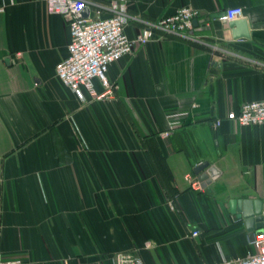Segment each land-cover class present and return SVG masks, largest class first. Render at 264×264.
Segmentation results:
<instances>
[{"label":"crops","instance_id":"crops-1","mask_svg":"<svg viewBox=\"0 0 264 264\" xmlns=\"http://www.w3.org/2000/svg\"><path fill=\"white\" fill-rule=\"evenodd\" d=\"M126 1L146 19L198 9L197 39L137 46L110 66L109 96L82 100L57 76L71 41L65 17L45 0H0V264H114L129 251L145 264H215L212 238L228 225L256 251L229 200L264 201V124L213 122L264 100V0ZM234 6L250 38L221 19ZM206 160L220 174L196 190L186 176Z\"/></svg>","mask_w":264,"mask_h":264},{"label":"built area","instance_id":"built-area-1","mask_svg":"<svg viewBox=\"0 0 264 264\" xmlns=\"http://www.w3.org/2000/svg\"><path fill=\"white\" fill-rule=\"evenodd\" d=\"M45 2L49 13L65 17L71 34L68 55L56 66L57 76L82 100H86L87 95L99 100L109 96L112 93V85L108 78L110 66L125 55L131 54L137 46L163 39L167 35L197 39L191 33L196 26L194 21L201 16L198 9L182 6L174 13L159 19H146L132 14L126 0H111L108 3L95 0H45ZM87 11L89 14L85 15ZM105 13L108 15H104ZM242 17L244 9L241 6L227 8L221 14V19L225 22ZM131 21L140 24L135 36H130L126 31ZM94 79L102 81L106 87L104 92L96 90ZM186 114V112L170 114L172 119L170 129L162 131L161 136L169 137L171 131L180 124L177 118ZM225 118L240 126L264 124V100L242 103L239 110H231L227 116L215 119L214 126H221ZM186 179L194 189H202L197 177L189 173ZM191 232L193 237L200 234L198 229ZM251 243L256 251L249 250L244 256L215 264H264V226L255 232ZM113 261L114 264H145L136 251L119 253Z\"/></svg>","mask_w":264,"mask_h":264},{"label":"water","instance_id":"water-1","mask_svg":"<svg viewBox=\"0 0 264 264\" xmlns=\"http://www.w3.org/2000/svg\"><path fill=\"white\" fill-rule=\"evenodd\" d=\"M89 11L85 13L88 15ZM198 20L194 21L197 25ZM232 29V34L235 39L250 38L251 30L249 21L246 18H239L227 22ZM217 164L210 160L200 162L195 168L194 173L198 176L202 187H207L220 174ZM232 213H236L240 220H244L250 237H254L256 230H261L264 226V201L259 198H231L229 200Z\"/></svg>","mask_w":264,"mask_h":264},{"label":"rangeland","instance_id":"rangeland-1","mask_svg":"<svg viewBox=\"0 0 264 264\" xmlns=\"http://www.w3.org/2000/svg\"><path fill=\"white\" fill-rule=\"evenodd\" d=\"M234 224L233 219H229L227 224ZM222 227H224V222H221ZM228 225V231L224 234H219L215 238H212L215 244L216 252L221 255L222 260H231L235 257L244 256L247 254L245 247H243L244 242L240 235V230L230 227ZM201 239V238H200ZM242 248V249H241Z\"/></svg>","mask_w":264,"mask_h":264}]
</instances>
